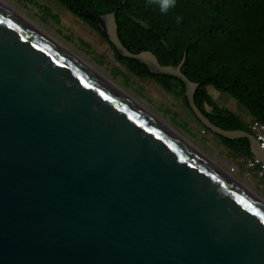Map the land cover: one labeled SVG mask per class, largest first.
Masks as SVG:
<instances>
[{
  "label": "water",
  "instance_id": "1",
  "mask_svg": "<svg viewBox=\"0 0 264 264\" xmlns=\"http://www.w3.org/2000/svg\"><path fill=\"white\" fill-rule=\"evenodd\" d=\"M112 48L200 86L151 51L132 53L116 13L89 12ZM0 264H264V202L0 3Z\"/></svg>",
  "mask_w": 264,
  "mask_h": 264
},
{
  "label": "trees",
  "instance_id": "2",
  "mask_svg": "<svg viewBox=\"0 0 264 264\" xmlns=\"http://www.w3.org/2000/svg\"><path fill=\"white\" fill-rule=\"evenodd\" d=\"M58 1L108 43L96 21L87 16L89 12H115L119 37L132 53L151 51L166 66L179 65L186 55L182 72L200 84L195 104L214 125L249 132V124L232 110L219 106L209 87L227 94L252 119L264 123V0H177L176 7L167 14L149 0ZM177 16L183 17L180 24L176 23ZM112 49L129 71L178 94L189 108L180 80L174 85L173 78L154 75L145 65L122 58ZM217 137L233 153L252 157L249 140Z\"/></svg>",
  "mask_w": 264,
  "mask_h": 264
},
{
  "label": "rangeland",
  "instance_id": "3",
  "mask_svg": "<svg viewBox=\"0 0 264 264\" xmlns=\"http://www.w3.org/2000/svg\"><path fill=\"white\" fill-rule=\"evenodd\" d=\"M24 14L75 56L79 57L116 86L138 101L147 110L169 124L218 166L246 183L264 201V182L244 167L245 157L229 150L217 136L203 133L202 125L194 117L183 98L167 92L155 80L141 78L121 64L109 43L93 28L75 17L58 0H5ZM210 95L219 106L238 114L247 124L252 117L236 100L209 87ZM240 167L233 174L232 168Z\"/></svg>",
  "mask_w": 264,
  "mask_h": 264
},
{
  "label": "bare ground",
  "instance_id": "4",
  "mask_svg": "<svg viewBox=\"0 0 264 264\" xmlns=\"http://www.w3.org/2000/svg\"><path fill=\"white\" fill-rule=\"evenodd\" d=\"M0 3L3 4L5 7H7L9 10H11L13 13H15L18 17H20L22 20H24L26 23H28L30 26H32L34 29H36L38 32H40L43 36H45L47 39H49L51 42H53L55 45H57L59 48H61L63 51L68 53L70 56H72L74 59H76L78 62L83 64L85 67H87L89 70H91L93 73L98 75L100 78H102L104 81H106L108 84L113 86L115 89H117L119 92L127 96L129 99L137 103L139 106L147 110L143 105H141L138 101H136L134 98H132L130 95H128L125 91H123L121 88L116 86L114 83H112L109 79H107L105 76H103L101 73H99L97 70H95L92 66L87 64L85 61L80 59L79 57L75 56L71 51H69L65 46H63L59 41L54 39L52 36H50L47 32H45L40 26H38L36 23H34L32 20H30L28 17H26L24 14L19 12L17 9H15L13 6H11L9 3H7L5 0H0ZM149 113H151L153 116H155L158 120H160L163 124H165L168 128H170L173 132H175L178 136H180L183 140H185L187 143H189L192 147H194L197 151H199L202 155H204L206 158H208L211 162H213L216 166H218L211 158H209L205 153H203L201 150H199L194 144H192L189 140H187L184 136H182L178 131H176L173 127H171L169 124L161 120L159 117L154 115L152 112L147 110ZM220 168V166H218ZM222 168V167H221ZM220 168V169H221ZM233 177V175H230ZM234 178V177H233ZM235 179V178H234ZM239 184H241L243 187H245L248 191H250L252 194L253 191L248 187L246 183H242L235 179ZM255 195V194H254ZM256 196V195H255ZM259 198L258 196H256ZM260 199V198H259ZM261 200V199H260ZM263 201V200H261ZM264 202V201H263Z\"/></svg>",
  "mask_w": 264,
  "mask_h": 264
},
{
  "label": "built area",
  "instance_id": "5",
  "mask_svg": "<svg viewBox=\"0 0 264 264\" xmlns=\"http://www.w3.org/2000/svg\"><path fill=\"white\" fill-rule=\"evenodd\" d=\"M249 132L255 137L260 146L264 148V123L256 119H252L249 123ZM203 133L206 134L208 131L203 129ZM244 167L249 174L253 173L264 182V164L259 159L254 156L246 158L244 161ZM239 170L240 167L235 165L231 172L236 174Z\"/></svg>",
  "mask_w": 264,
  "mask_h": 264
},
{
  "label": "clouds",
  "instance_id": "6",
  "mask_svg": "<svg viewBox=\"0 0 264 264\" xmlns=\"http://www.w3.org/2000/svg\"><path fill=\"white\" fill-rule=\"evenodd\" d=\"M149 3H156L159 6V10L162 14H167L168 11L176 7L177 0H149ZM183 17L177 16L176 23L180 24Z\"/></svg>",
  "mask_w": 264,
  "mask_h": 264
},
{
  "label": "flooded vegetation",
  "instance_id": "7",
  "mask_svg": "<svg viewBox=\"0 0 264 264\" xmlns=\"http://www.w3.org/2000/svg\"><path fill=\"white\" fill-rule=\"evenodd\" d=\"M142 25H145L143 22L141 23Z\"/></svg>",
  "mask_w": 264,
  "mask_h": 264
},
{
  "label": "snow or ice",
  "instance_id": "8",
  "mask_svg": "<svg viewBox=\"0 0 264 264\" xmlns=\"http://www.w3.org/2000/svg\"><path fill=\"white\" fill-rule=\"evenodd\" d=\"M0 23H2V21H0Z\"/></svg>",
  "mask_w": 264,
  "mask_h": 264
}]
</instances>
